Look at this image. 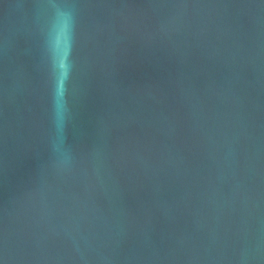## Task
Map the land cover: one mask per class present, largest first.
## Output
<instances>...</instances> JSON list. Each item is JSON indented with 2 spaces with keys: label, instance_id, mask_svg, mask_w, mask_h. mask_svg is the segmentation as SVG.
Instances as JSON below:
<instances>
[{
  "label": "water",
  "instance_id": "water-1",
  "mask_svg": "<svg viewBox=\"0 0 264 264\" xmlns=\"http://www.w3.org/2000/svg\"><path fill=\"white\" fill-rule=\"evenodd\" d=\"M0 264H264V0H0Z\"/></svg>",
  "mask_w": 264,
  "mask_h": 264
},
{
  "label": "clouds",
  "instance_id": "clouds-1",
  "mask_svg": "<svg viewBox=\"0 0 264 264\" xmlns=\"http://www.w3.org/2000/svg\"><path fill=\"white\" fill-rule=\"evenodd\" d=\"M60 67H61V68H63V67H64V65H60Z\"/></svg>",
  "mask_w": 264,
  "mask_h": 264
}]
</instances>
